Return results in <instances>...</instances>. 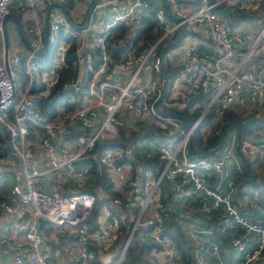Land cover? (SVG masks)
<instances>
[{"label":"built area","instance_id":"built-area-1","mask_svg":"<svg viewBox=\"0 0 264 264\" xmlns=\"http://www.w3.org/2000/svg\"><path fill=\"white\" fill-rule=\"evenodd\" d=\"M12 1L0 0V122L8 134L7 145L11 141L9 156L20 164L18 169L12 171L13 181L8 197L0 200V219L14 215L12 220L0 221V248L10 251L11 264H51V249L37 232L39 217L47 219L42 230L47 239L66 241L67 264H98L95 263L96 259L102 261L101 264H119V257L115 263H112V257L101 260L96 256V249L110 246L120 233V224L128 218L134 224L126 232L127 239L131 229L135 230L140 223V217L149 211L148 203L155 198L160 179L173 178L179 172L189 174L190 184L201 194L203 212L217 217L216 225L220 232L241 230V234L230 239L234 264H256L257 260H262L264 218L253 219L245 210H239L222 185L224 178L230 174L228 163L235 160L233 141L220 157L202 158L195 162L187 160V133L172 147L160 144L155 152L162 168L156 178L146 179L144 188L149 192L148 197L136 217L119 206L134 208L138 202L142 203L139 174L131 175L126 164L118 163L122 153L119 147L103 149L98 159L107 169L114 185L120 190L124 184L131 188L124 191L125 200L113 198L118 216L113 215L96 229L89 227L88 219L98 196L92 191L75 187L77 179L84 177L89 170V165L79 168L76 165L92 153L98 154V140L118 135L125 114L129 112L151 122L149 116L157 98L162 97L159 106L172 103L165 79L155 77L143 82L140 74L160 70L162 58L157 54V49L182 25L197 24L209 32L216 45L223 48L211 63L199 56L194 45H189L185 50L182 68L185 82L193 89L209 90L202 115L212 105L216 106V117L229 107L245 112L254 110L256 116L264 114V0H199L193 8L179 0H163L161 6L153 5L152 0H103L109 16L95 26L96 34L91 44L97 57L95 65L89 62L87 77L83 79L78 75L71 85L77 91L72 98L75 106L70 110L63 108L51 118L38 105L44 96L41 91L44 88L50 90L56 84V68L62 64H54L52 75L42 79L43 90L35 91L37 87L31 84L40 68L37 53L43 50V34L37 22L35 0H23L20 8L33 18L31 23L26 21L20 24L30 47L24 59L17 52L8 55L9 70L6 69L1 20ZM53 1L63 4L68 0ZM218 5L227 6L234 13L257 12L260 26L254 32L242 30L215 10ZM145 9H153L155 19L163 25V33L137 53L127 51L121 54L119 60L113 59L107 45L111 31L121 24L134 22L139 12ZM30 10L32 14H29ZM259 11L262 12L261 16ZM168 15L175 19L174 23H169ZM69 24L64 10L51 13L46 27L48 40L49 37L55 38ZM64 50L59 62L64 60ZM23 65V70L29 76L25 86L19 80ZM116 73H127L128 76L125 81L116 80L110 84L108 76ZM249 106L252 107L247 110ZM154 119L158 126H166L170 122L173 127H169L165 134H174V127L178 123L160 115ZM68 122L77 125L76 135L70 138L69 145L60 144L59 135L65 132ZM259 133L257 144L245 142L242 150L256 154L264 161V126ZM36 146L47 154L43 167L40 166ZM152 153V150H148L146 155L151 156ZM7 173V167L1 161V184L7 180ZM212 175L213 180L210 181ZM47 177H54L58 185L47 189L42 183ZM166 212L164 208H152L144 224L151 225L161 220ZM52 231L54 234L50 238ZM159 231L158 224L155 237L160 246L156 255L161 259V264H180L177 250ZM210 256L218 259L217 264H225L216 245H213ZM194 257L197 264H207L203 253L196 252Z\"/></svg>","mask_w":264,"mask_h":264},{"label":"trees","instance_id":"trees-1","mask_svg":"<svg viewBox=\"0 0 264 264\" xmlns=\"http://www.w3.org/2000/svg\"><path fill=\"white\" fill-rule=\"evenodd\" d=\"M149 10L152 11V13L150 12V17L145 18L142 15L140 21L135 25L132 23H124L111 31L110 37L108 38L109 40L107 41L110 52L112 53L113 48L121 46L116 60L120 59L124 50L127 49L131 51L132 54H135L142 47L150 45L163 33L161 27L162 24L155 19L153 9ZM215 10L232 24H236L245 19L257 17L256 12L239 11L238 13H234L224 5L216 6ZM168 17H171V15H168ZM176 32L179 36L178 39H175L176 37L174 36L171 39V41L174 40V42H171L165 48L162 45L157 49V54L161 56L162 61L163 52L170 47L176 46L179 43V39L184 34L181 32V26L177 28ZM58 37H60V34ZM65 39L66 41H71V44L66 49L64 64L62 63L61 67L56 68L57 82L50 89L48 96L44 98V100L42 98L40 99L38 105L40 110L48 118L54 116L57 107L63 106L66 107L67 110H70L76 104L72 98L77 95V91L74 90L71 85L75 82L79 72V69L76 67V64L78 63L77 45L74 43L75 39H73V37L70 38V36H68ZM55 52V45L48 43L44 56L41 58V61L39 60V70H50L53 67L52 59L55 57ZM162 61L160 64V70L155 72H161ZM117 74L119 73L109 75L108 78L115 77ZM22 75V78L25 77V79H27V75L24 72ZM85 75L87 76L88 73L86 72L82 75L83 79ZM174 76L175 73L171 75L172 78H174ZM156 77L165 79V84H167V78L165 76L160 74ZM113 80L116 81L114 78ZM114 81L110 80L109 82L112 84ZM66 84H68L67 87H65ZM205 99L206 92L195 89V92H193L189 99L185 100L186 105L180 112L186 117L189 124H192L198 118L205 104L204 102L202 104L200 101H205ZM195 103L198 105L194 110L189 111L188 108ZM171 110H175V108H172ZM253 113L255 114L254 110L245 112L243 110L241 111L229 107L223 110L219 117H216V106L212 105L209 110L202 115L192 130L191 154L190 156L187 155V160L190 162H195L202 158L216 159L230 147L229 145L233 141L234 159L236 160L240 158L242 163L236 167L233 164L235 162L233 160L227 165L230 174L228 178H224L222 185L224 190L227 191L231 197L233 196V188L235 189L233 181L239 180L240 178L244 180L237 190H240V187L245 184H249L252 187H258L255 174H257L258 170L261 173H264L263 159L256 154L254 155L250 153L248 158L252 157V160L247 164V155L243 154L244 151H242V146L245 142L257 144L260 136L259 131L264 126V114L261 113L260 115L253 116ZM157 115L159 114L151 110L149 116L151 122L141 119L140 127L136 130L130 131L127 135L120 131L118 135L113 138L98 140L96 144L98 154L92 153L87 158L82 159V161H87L89 163L87 174L90 176L91 181L90 183H85L86 185L83 184L81 186H76L75 189L89 190L96 193L98 196L88 219V224L91 229H96L100 226L99 219L101 216L103 218L107 217V215H103V212L106 209L109 210V219H111L113 215L118 216V210L114 207L116 204L113 202V198L121 197L122 200H125L124 191H129L131 188L130 185L124 184L122 190L118 189L111 180L105 166L99 162V153L108 147H119L122 150V153L118 163L126 164L131 175H134L135 173L139 174L140 185L142 187V203L138 202L134 208H127L124 205L119 206L123 211L132 213L134 217L138 215L139 210L149 193L148 190L144 188L146 179L156 178L162 168V163L155 152V149L160 144H163V141L165 140L163 134L168 131L169 127H173L171 123L166 126L155 127L153 120H155L154 118L157 117ZM177 127L178 124L174 127V133ZM156 128L158 130H156ZM157 135H159L158 139H155ZM182 136L183 133L174 136V143L178 142ZM143 139H150L152 143L144 142ZM221 139L222 143L218 146ZM7 140L8 134L6 128L0 122V157L7 154L9 151ZM148 150L153 151L151 156L146 155ZM254 163H257V165ZM212 180L213 175L211 176L210 181ZM260 180L264 186V174ZM262 190V195L264 197V189L262 188ZM2 191L3 188L0 183V200L4 199ZM154 197H156V200L153 198L152 201L148 203L149 211L145 212L143 216L140 217V223L132 233L119 264H161V259L156 255V250L160 246L155 237L156 225L158 224L160 229L159 234L162 237L168 238L171 245L177 250L180 256V264H185V261L188 259L191 261V264H197L194 257L196 252L203 253L208 264V257L213 245H216L220 252L232 254L233 251L230 239L234 235L241 234V230L235 229L224 233L220 232L219 227L216 225L217 217L213 214L206 215L203 212L201 194L190 184L188 173L179 172L173 178L162 177L158 183L157 192L156 194L154 193ZM162 197H165V201L161 200ZM233 203L239 210H243L236 204L234 199ZM179 205L180 207L177 208ZM153 206L156 210L164 208L166 211L167 209V212L161 220L153 222L151 225L144 224L145 221H148L150 217L149 212L152 210ZM247 214L249 213L247 212ZM251 215L249 214L250 217ZM133 224L134 221L129 220L128 218L125 223L120 224L119 228L123 232V237H125L126 232H128ZM117 240L118 238H115L112 244L106 249L114 250V246H116V259H118L122 249V247L117 246ZM223 242L226 243V247H224ZM213 258L216 261L215 264H217L218 259L215 257ZM95 263L101 264L102 261L96 259ZM255 263H262V260L259 259Z\"/></svg>","mask_w":264,"mask_h":264},{"label":"crops","instance_id":"crops-1","mask_svg":"<svg viewBox=\"0 0 264 264\" xmlns=\"http://www.w3.org/2000/svg\"><path fill=\"white\" fill-rule=\"evenodd\" d=\"M23 0H13L11 2V4L9 5V12H12L14 14H17V17L19 18L20 24L22 25L24 22L27 21V23H31L32 22V17L31 15H28V13L24 12L21 8L20 5L22 3ZM182 3L184 5H187L191 8L195 7L199 0H181ZM36 2V11L35 13L37 14V22L38 25L40 27V30L43 34V47L45 45V40L47 38L48 43L50 44H54L55 47L57 48V46H60V51L57 52V57L54 59H52V66L54 64H62V62L64 61H60V57H61V53L64 50V55L66 52V49L70 46L71 41H66V37L70 36V38L73 37V39H75L74 43L77 45V52H78V57H77V61L78 63L76 64V67L79 69L78 75L82 76L83 74H85L86 72L88 73V69H89V62H93V64L95 65L96 62V54L94 52V50L91 47V44H93V40L96 34V30H95V26L99 23H101L104 19H106L109 16V12H108V8L106 6V4H102L103 0H68L67 2L60 4L62 5V7L60 5H58L59 3H53V0H35ZM152 4L155 6H161L163 5V0H152ZM93 5V8L91 9V13H90V17H89V21H88V25L86 28L81 29L78 26L83 25L86 22V17L88 12L90 11L91 6ZM59 10H64L66 12L67 18L69 20V25L65 26V28L57 34V36H55V38L48 40V35H47V31H46V27H47V23L51 18V13H56ZM150 12L152 13L151 10H142L139 12L138 14V19L134 20V22H131L132 24H136L138 21H140V18L142 17H150ZM29 14H32V11H29ZM9 20V19H8ZM13 23H14V27L17 30L16 24L15 22L10 19ZM169 23L175 22V19L173 17H169L168 18ZM7 23V22H6ZM234 25H237L239 28H241L242 30H246V31H250V32H254L259 26H260V18L255 17L252 19H245L242 20ZM162 29L163 25H161ZM178 28V27H177ZM177 28L174 30V33H172V35L170 36V38H168L167 40L164 41L163 46L164 48L169 45L171 42V39L175 36V39H178L179 36L176 34L177 32ZM181 32H183L184 34L182 35V37L179 39V43L174 46V47H170L168 49H166L165 52H163V61H162V69L161 72L157 73L155 71H147V72H143L140 74V77H142V81L143 82H147L150 79L156 77L157 75H163L167 78V84H166V89L168 90V94L169 97L173 100L172 103H179V104H185L186 102L185 100H188L189 97L193 94V92H195V89H193L191 86H188V84L185 82V74L182 70L183 68V63L185 61L186 58V54H185V50L189 45H194L196 47L197 53L199 54V56L203 59L206 60L207 62L211 63L214 61V59L223 51V48L220 47L219 45H216V43L211 39V36L209 35V32L205 29H201L197 24H186V25H182L181 26ZM18 33V30H17ZM60 34V37H58V35ZM19 35V33H18ZM25 35V34H24ZM26 37V36H25ZM19 38L21 39V37L19 36ZM27 39V37H26ZM21 41L23 42V40L21 39ZM28 42V41H27ZM24 44V42H23ZM25 45V44H24ZM25 51L23 52H19L18 47L15 46H11V48L8 45V55L17 52V54H19L21 56L22 59H24L29 51V48L26 47L25 45ZM128 48V47H127ZM129 50H124L123 52H127ZM40 52V51H39ZM131 52V51H130ZM45 54V53H44ZM43 54V56H44ZM43 56H40L37 53V59L38 61H41V58ZM43 64V63H42ZM64 64V62H63ZM24 65L22 67H20V71H19V80L21 82V84H23L24 86L29 82V76L25 73V68ZM52 69V68H51ZM50 70H39L38 73L36 74V76L33 78L34 80H32V87H37L35 88V91L41 89L43 90L44 86H43V82L42 79L46 78L48 76L52 75V72ZM178 69V70H177ZM23 72L27 75V79H25V77L22 78V74ZM175 73L174 78L171 77L172 74ZM128 74L127 73H119L117 74L115 77H111L108 78V81L116 79L119 81H125V79L127 78ZM87 76L85 75L84 78H86ZM110 83V82H109ZM42 84V85H41ZM39 85V86H37ZM72 88L74 89V86H72ZM42 92V99L44 100V98H46L50 92L49 89H45ZM209 95H206V99L205 101H207V97ZM74 99V98H73ZM204 100L200 101L205 103ZM166 104H164L165 107ZM198 104L195 103L194 105L190 106L188 108L189 111L194 110L195 107ZM161 107V106H160ZM252 106H249L248 108H246L247 110H249ZM63 106L57 107L56 108V112L62 111ZM163 108V107H162ZM184 108V106H181L179 108H175V112H178L180 114H182L180 111L181 109ZM54 114V115H55ZM183 115V114H182ZM256 116V115H253ZM142 119L146 120L147 122H149V120L147 118L142 117ZM140 121L141 119L134 116L131 113H127L123 116L122 118V124L120 127V131L124 132L125 135H127L128 133H130V131L136 130L140 127ZM146 123V122H145ZM168 124L170 122H167ZM77 130V125L71 122H68L65 125V132L59 135V143L60 144H64V145H69L70 143V138L73 137V135L76 133ZM180 135L182 133H179ZM174 135V134H173ZM173 135H167L164 137V141L163 144H168L169 146H173L174 143V139H173ZM158 136L155 137V139H158ZM169 136V137H168ZM144 142H148V143H152L150 139H143ZM36 151H37V155H38V159H39V163L40 166H44V163H46L47 160V154L46 152L40 148L39 146H36ZM244 151L243 154L247 155L246 158V162L247 164L252 160V157L248 158L250 156V153H248V151L246 150H242ZM16 160V162H15ZM2 161V165L7 167V180L2 183V194H3V198H7L10 192V187L13 181V176H12V171H14L15 169H18L20 167L19 162L17 161V159L15 158H11L9 156V153L3 155L0 157V162ZM235 162L233 163L236 167L242 163V160H240V158L234 160ZM237 161V162H236ZM89 163L87 161H80L76 166L82 167L84 165H88ZM255 165H257V163H254ZM45 182H42L47 189H50L53 187L54 184L56 182V179L54 177H47L44 178ZM90 176H88V174H86L84 177H80L77 179L76 184L77 186H81L83 184H87L90 183ZM233 183L235 184V189L233 188V192H232V196L233 199L236 201V204L243 210H245L246 212H248L251 215V218L253 217V219H262L264 217V211H263V207H264V199L262 200L260 198L259 201H257V197L256 195L254 196H246V195H239V194H235V192L237 191V189L239 188V186L242 184V182L240 180H236L233 181ZM85 184V185H86ZM258 187L260 188L263 186V184L259 181V183L257 184ZM89 186V185H87ZM248 186L243 185L240 187V190H244V191H249L250 189H247ZM99 193V192H98ZM248 214V215H249ZM103 215L107 217L103 218L101 216V218L99 219V224L100 226L103 224V222H105L106 220H108L109 214L107 209L104 210ZM12 220L14 219V215H6L3 216L0 221L2 220ZM104 220V221H103ZM1 223V222H0ZM125 232V230H124ZM122 234V236H121ZM118 238L117 240V246L118 247H122L124 244V238H123V232L122 230H120L119 235L116 237ZM126 239V238H125ZM52 241H50V243H48L50 249H51V264H67L69 262V258L66 252V241L65 240H61L59 238L56 239H51ZM107 247H104V257L103 255L99 256V258L102 260H106L108 257L111 258V256L114 255V253H116V246H114V250H106ZM220 252V251H219ZM220 256L222 258V261L225 264H234L235 263V259L232 257V254L230 253H224V252H220ZM209 263L208 264H215V259L209 255ZM11 259H12V254L10 253L9 250L0 248V264H11ZM208 260V259H207ZM262 263H264V254H263V258H262Z\"/></svg>","mask_w":264,"mask_h":264},{"label":"water","instance_id":"water-1","mask_svg":"<svg viewBox=\"0 0 264 264\" xmlns=\"http://www.w3.org/2000/svg\"><path fill=\"white\" fill-rule=\"evenodd\" d=\"M53 3H56V2H53ZM58 5H60V4H58ZM60 6L62 7V5H60ZM92 8H93V5L91 6L90 11L87 14L86 22L83 25L78 26L81 29L87 27ZM8 19H12L15 22L17 30H18V33H19V36L23 40V42L26 45V47L27 48L30 47L28 42H27V39H26L24 33L21 30L20 21H19V18L17 17V15L12 13V12H9V11L5 12L3 14L2 20H1V30H2V41H3V58H4V63H5V66H6L7 70H9V66H8V41H7V27H6V22H7ZM47 47H48V41H47V38H46L44 48H43V50L38 52V54L40 56H43V54L45 53V50L47 49ZM120 49H121V46H117V47L113 48V51H112L113 59L117 58L118 52H119ZM206 95H209V90L206 91ZM161 101H162V97H159L153 102V107H152L153 111L155 113L159 114L160 116H163V117H165L167 119H172L174 122L178 123V127L175 130L174 135H177L179 133H183V134L187 133V154H188V156H190V154H191V144H192V130L194 129V127H195V125L197 124L198 121H195L192 124H189L187 119H186V117L184 115L171 110L172 108H179L181 106H185V104L170 103V104H166L165 108H162V107L159 106ZM200 116H202V114ZM200 116H199V118H200ZM163 136H167V135L163 134ZM221 143H222V139L219 142L218 146H220ZM8 146L11 147V141H8ZM46 223H47V219L46 218L39 217L38 218V224H37V232H38V234L40 235V237H41V239L43 241H45L46 243H50V240L47 239L46 235L42 232L43 227H44V225ZM133 232H134V230L131 229L129 235L127 236V239H126L125 243L122 246V250L120 252L119 259H118L119 263H120V261L122 259L124 251H125V249L127 247V244L129 242Z\"/></svg>","mask_w":264,"mask_h":264},{"label":"rangeland","instance_id":"rangeland-1","mask_svg":"<svg viewBox=\"0 0 264 264\" xmlns=\"http://www.w3.org/2000/svg\"><path fill=\"white\" fill-rule=\"evenodd\" d=\"M257 13V12H256ZM261 13L262 12H260L259 11V15L261 16ZM6 27H7V41H8V45H9V47L11 48V46L13 45V46H15V47H18V50H19V52H23V51H25V45L23 44V42L21 41V39L19 38V35H18V33H17V30H16V28L14 27V23L9 19V20H7V23H6ZM52 45V44H51ZM55 49H56V52H55V58L57 57V52H59L60 51V46H57V48L55 47ZM161 107H163L164 108V104H161ZM203 109H204V106H203V108H202V111H203ZM202 111H201V113L199 114V116L202 114ZM199 116H198V118L196 119V121H199V119L202 117V116H200V118H199ZM158 125H155V127H157ZM156 130H158L157 128H156ZM174 136H176V135H173L172 137L174 138ZM250 163V162H249ZM264 173H261L259 170L257 171V174H255V178H256V183H259V181H261L260 179L262 178V175H263ZM241 182H243L244 180L242 179V178H240L239 179ZM246 186H248L247 187V189H249V188H251L250 189V192L249 191H244V190H237L236 192H235V194H239V195H246V196H254V195H256L257 196V201H259L260 200V198L263 200V195H262V188L264 189V186H262V188L260 189V188H257V187H252V186H250L249 184H245ZM165 198V197H164ZM164 198L162 197V201H165L164 200ZM155 200H156V197L154 198ZM264 202V201H263ZM157 203V202H156ZM154 204V203H153ZM180 207V205L179 206H177V208H179ZM153 208H155L154 206H153ZM263 211H264V207H263ZM53 234H54V231H52V232H50L49 233V237L51 238L52 236H53ZM126 235L127 234H125V238H126ZM124 238V237H123ZM125 238H124V240H125ZM124 243H125V241H124ZM223 245H224V247H226V243H224L223 242ZM100 248V250H98V249H96V256L97 257H99V256H101V255H103L104 256V247H99ZM226 250V249H225ZM113 251H115V250H113ZM114 255H115V253H114ZM112 257V261H113V263H115V262H117L116 260V255L115 256H111ZM186 263L185 264H191V261H189V259L188 260H186L185 261ZM258 264H262V263H258ZM264 264V263H263Z\"/></svg>","mask_w":264,"mask_h":264}]
</instances>
